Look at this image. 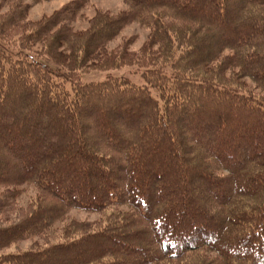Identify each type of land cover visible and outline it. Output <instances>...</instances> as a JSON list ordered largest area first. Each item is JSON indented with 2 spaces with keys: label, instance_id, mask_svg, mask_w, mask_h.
Instances as JSON below:
<instances>
[{
  "label": "trees",
  "instance_id": "trees-1",
  "mask_svg": "<svg viewBox=\"0 0 264 264\" xmlns=\"http://www.w3.org/2000/svg\"><path fill=\"white\" fill-rule=\"evenodd\" d=\"M87 1L0 0V264H264V0Z\"/></svg>",
  "mask_w": 264,
  "mask_h": 264
},
{
  "label": "rangeland",
  "instance_id": "rangeland-1",
  "mask_svg": "<svg viewBox=\"0 0 264 264\" xmlns=\"http://www.w3.org/2000/svg\"><path fill=\"white\" fill-rule=\"evenodd\" d=\"M69 0H41V1H33V0H24L25 3L29 4L28 8V17L31 20L39 21L45 16L51 15L55 10L61 8L65 3ZM128 9V5L124 0H88L82 8H80L76 13V18L73 21V26L76 29H85L88 27L89 20L96 14V11H110L112 13H118L126 11ZM4 12L8 11V8L5 6L3 8ZM149 34V28L146 26L140 25L137 21L128 22L121 28L118 34L111 39L107 46L110 49L115 48L122 42H126L130 40V44L128 45V50L130 51H139L141 50V46L147 39ZM124 67L122 70H125ZM107 74L106 71H92L86 77H105ZM100 77V78H101ZM78 167L83 168V166L79 165ZM81 178H84L82 174H80ZM76 184L79 181H75ZM23 192H21L19 198L17 199V205L21 208H25L26 203H28L29 198L34 194V189L32 186L23 185ZM101 213L96 212H87L78 209H71L69 212L59 221L54 223L51 229L48 231L51 240H55L61 233L65 227V224L68 221L77 220L84 221L90 220L93 221L97 217H100ZM40 240V239H39ZM37 240V241H39ZM36 241V238H30L25 240H20L17 243H13L9 248H5L0 251V254L3 252H13V251H22L30 248V246Z\"/></svg>",
  "mask_w": 264,
  "mask_h": 264
}]
</instances>
